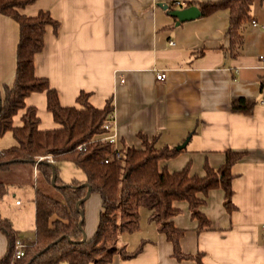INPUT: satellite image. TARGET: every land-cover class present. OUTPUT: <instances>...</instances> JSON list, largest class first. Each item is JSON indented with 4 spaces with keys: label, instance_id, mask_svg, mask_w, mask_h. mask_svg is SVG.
<instances>
[{
    "label": "crops",
    "instance_id": "crops-1",
    "mask_svg": "<svg viewBox=\"0 0 264 264\" xmlns=\"http://www.w3.org/2000/svg\"><path fill=\"white\" fill-rule=\"evenodd\" d=\"M200 1L207 0H35L19 9L27 16L46 11L57 22L55 29L45 27L44 46L34 55V74L48 80L61 106H79L81 91L89 93L88 102L97 108L111 97L107 135L116 147H140V132L148 138L155 135L157 147L185 142L160 164L170 172L188 164L190 175H203L204 164L220 166L227 150L243 152L230 168L231 210L224 206L221 188L209 190L199 207L208 226L198 231L188 203L173 202L178 212L171 220L184 230L179 246L184 253L200 254V263L177 260L171 242L140 208L138 228L117 238L118 247L140 250L127 259L115 253L107 264H264V68L259 59L264 54V4L251 5L257 24H244L241 47L231 55L220 48L228 43L227 9L179 24L169 14L190 5L200 10ZM18 33V23L0 13L1 97L4 86L14 81ZM159 70L165 73L162 80L156 79ZM236 97L256 99L251 112L232 110ZM24 101L36 107L39 129L58 127L46 108L44 91L31 92ZM24 111L13 116L14 126L22 125ZM2 136L0 150L15 143L12 134L6 140ZM60 172L59 167L64 182L84 179L81 171L64 178ZM35 177L36 166L28 162L0 170L7 188L0 215L11 220L26 244L34 239ZM17 194L28 200L26 208ZM100 210V195L90 192L83 205L86 241L97 228Z\"/></svg>",
    "mask_w": 264,
    "mask_h": 264
},
{
    "label": "trees",
    "instance_id": "trees-1",
    "mask_svg": "<svg viewBox=\"0 0 264 264\" xmlns=\"http://www.w3.org/2000/svg\"><path fill=\"white\" fill-rule=\"evenodd\" d=\"M34 1L0 0V13L12 17L19 27L14 81L10 87L4 86L3 97L0 96V136L9 131L15 143L0 150V170L20 161L36 166L33 242L16 258L14 244L18 231L10 219L0 215V233L5 237L0 264H107L115 253L123 259L133 257L141 246L128 251L125 246H117V238L122 232L138 228L141 207L149 210L157 229L171 242L172 255L177 260L195 259L200 263V254L184 253L179 246L184 230L171 220L178 212L173 202L188 203L198 231L208 226V219L199 207L209 190L221 188L224 206L231 210L230 168L243 152L227 150L220 166L212 168L204 164L203 175H190L188 164L171 172L160 164L174 157L178 150L167 145L157 147L155 135L148 138L140 132V147H116L105 138L108 130L104 124L113 117L111 97L102 108H97L88 102L89 93L81 91L76 97L79 106H61L48 80L34 74V55L44 46L45 27L48 24L54 29L57 27V22L46 11L39 10L34 16L19 12ZM256 1L264 4V0L198 2L201 16L219 9L228 10L225 31L228 43L220 47L224 53H238L244 24L253 19L250 8ZM261 87L264 96V81ZM34 91L46 93V108L58 127L38 128L36 107L26 106L24 101ZM255 104L254 98L236 97L231 100L230 108L249 113ZM23 108L22 125L14 126L12 118ZM61 161H69L79 168L84 179L64 182L59 176ZM84 182L91 193L100 195L101 210L95 232L82 242L84 219L81 220V212L87 194ZM6 192V186L0 181V199Z\"/></svg>",
    "mask_w": 264,
    "mask_h": 264
},
{
    "label": "water",
    "instance_id": "water-1",
    "mask_svg": "<svg viewBox=\"0 0 264 264\" xmlns=\"http://www.w3.org/2000/svg\"><path fill=\"white\" fill-rule=\"evenodd\" d=\"M164 7L166 8L167 6H164ZM169 14L171 16L176 17V19H177L176 24H179L180 22H183L185 20L194 19V18L200 16L201 12L196 5H190V6H186L184 8L170 10ZM184 143L185 142H183L180 145L175 146V148L180 149L182 146H184ZM52 182H54V179H52ZM82 185L87 186V194L85 196V198H87V196L90 193V187L85 182L82 183ZM81 213H82L81 214L82 215L81 220H82L83 219V212H81ZM81 241L82 242L85 241L84 229H83V237H82Z\"/></svg>",
    "mask_w": 264,
    "mask_h": 264
},
{
    "label": "rangeland",
    "instance_id": "rangeland-1",
    "mask_svg": "<svg viewBox=\"0 0 264 264\" xmlns=\"http://www.w3.org/2000/svg\"><path fill=\"white\" fill-rule=\"evenodd\" d=\"M11 136V134L9 133V132H5V134H4V136H2L3 137V139L2 140H6L7 138H12V137H10ZM59 167H60V174H61V176L64 178V177H69V176H71L72 174H70V173H72L73 171H78V172H80L81 170L79 169V168H77V167H75V165H73L71 162H69V161H61L60 163H59ZM18 195V194H17ZM21 201H22V203H23V205H25V208L28 206V200L26 199V198H23V196H17ZM13 201H14V199H13ZM30 206H32V204L30 203ZM142 208V210H141V212H142V215L143 216H145V214H147V212L146 211H148L149 212V210L147 209V208H145V207H141ZM26 210V209H25ZM146 210V211H145ZM11 212H15V211H11ZM150 213V212H149ZM18 215V214H17ZM14 216H15V214H14ZM22 218V217H21ZM26 220H27V217L25 218ZM21 232L22 233H24L25 232V230H21ZM126 234H128V233H126ZM133 236H137V235H133ZM0 238H1V242H0V253H1V251L4 249V242H5V238H4V236L0 233ZM135 241H136V239H135ZM138 241V240H137Z\"/></svg>",
    "mask_w": 264,
    "mask_h": 264
},
{
    "label": "built area",
    "instance_id": "built-area-1",
    "mask_svg": "<svg viewBox=\"0 0 264 264\" xmlns=\"http://www.w3.org/2000/svg\"><path fill=\"white\" fill-rule=\"evenodd\" d=\"M251 23L254 24V25L257 24V22L255 20H251ZM262 27H264V25H262ZM171 43H173V42H171ZM259 59L261 61L262 67L264 68V54H260L259 55ZM164 78H165V73L163 71L159 70V71L156 72V79L162 80ZM261 81H264V76H263ZM261 102H264V96H263V99L261 100ZM104 128L108 130L110 128V124L108 122H106L104 124ZM105 138L107 140H109L110 142H114L115 143V139L111 135H106ZM46 157H49V156H46ZM42 158H43L42 156L39 157V160L42 159ZM17 203H18V201H17ZM26 246H27V244L23 240H21L19 238H17L15 240L14 247H15V257L16 258H18V257L23 255Z\"/></svg>",
    "mask_w": 264,
    "mask_h": 264
}]
</instances>
